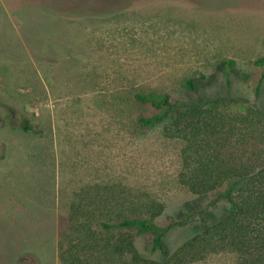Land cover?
I'll list each match as a JSON object with an SVG mask.
<instances>
[{
  "label": "rangeland",
  "instance_id": "374dc122",
  "mask_svg": "<svg viewBox=\"0 0 264 264\" xmlns=\"http://www.w3.org/2000/svg\"><path fill=\"white\" fill-rule=\"evenodd\" d=\"M262 58L264 0H0V264H62L72 205L107 186L162 201L157 223L169 226L194 198L183 144L139 126L150 110L134 95L264 110ZM223 60L236 65L219 70ZM188 236L176 228L169 242ZM138 246L155 257L147 238ZM236 262L222 252L187 264Z\"/></svg>",
  "mask_w": 264,
  "mask_h": 264
},
{
  "label": "trees",
  "instance_id": "16d2710c",
  "mask_svg": "<svg viewBox=\"0 0 264 264\" xmlns=\"http://www.w3.org/2000/svg\"><path fill=\"white\" fill-rule=\"evenodd\" d=\"M235 65L223 60L218 69ZM254 65L262 67L264 58ZM263 81L264 75L255 82L257 96ZM188 86L193 88V81ZM134 99L150 110L138 116L139 126L161 127L166 137L182 142L180 179L194 198L162 227L157 219L166 205L150 194L125 195L107 186L99 201L81 197L59 241L62 264H187L222 252L235 254L236 264H264V110H239L245 100L234 98L175 102L156 91L138 92ZM221 201L224 206L218 205ZM180 227L189 236L173 247L169 234ZM140 238H147L155 257L141 252Z\"/></svg>",
  "mask_w": 264,
  "mask_h": 264
},
{
  "label": "flooded vegetation",
  "instance_id": "af4514ba",
  "mask_svg": "<svg viewBox=\"0 0 264 264\" xmlns=\"http://www.w3.org/2000/svg\"><path fill=\"white\" fill-rule=\"evenodd\" d=\"M12 122H13V123H17V120L14 118V119L12 120Z\"/></svg>",
  "mask_w": 264,
  "mask_h": 264
}]
</instances>
